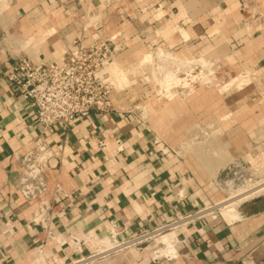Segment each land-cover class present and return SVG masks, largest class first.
I'll return each mask as SVG.
<instances>
[{
    "label": "crops",
    "instance_id": "obj_1",
    "mask_svg": "<svg viewBox=\"0 0 264 264\" xmlns=\"http://www.w3.org/2000/svg\"><path fill=\"white\" fill-rule=\"evenodd\" d=\"M97 37L123 41L121 52L156 47L214 60L238 77L247 72L260 89L248 94L241 114L231 104L235 120L224 124L231 135L221 145L240 150L234 161L264 164V0H0V264L64 263L93 250L76 239H105L114 225L124 228V238L222 197L220 177L208 184V164L217 163L181 155L118 107L114 91L111 111H93L46 134L53 158L44 175L45 198L64 197L68 207L48 226L34 221L37 202L25 200L14 180L21 155L42 127L4 74L24 56L60 63L77 44ZM207 95L185 99H212ZM214 99L225 97L216 91ZM197 111L185 113L187 122ZM170 233L161 241L178 239L176 258L153 260L149 246L95 264H264V210L232 223L208 214Z\"/></svg>",
    "mask_w": 264,
    "mask_h": 264
},
{
    "label": "built area",
    "instance_id": "obj_2",
    "mask_svg": "<svg viewBox=\"0 0 264 264\" xmlns=\"http://www.w3.org/2000/svg\"><path fill=\"white\" fill-rule=\"evenodd\" d=\"M123 47L124 42L115 37H97L88 44H77L60 63L34 62L24 56L18 58L4 74L7 81L30 102L42 127V132L32 138L21 155V168L14 180L25 200L37 202L34 219L37 224L48 226L54 218H62L68 207L62 200L64 197L54 198L52 202L45 198L47 185L44 175L52 166L50 160L53 158L46 134L54 132L58 124L71 125L93 111L109 112L113 109L111 94L115 87L110 81L109 66ZM250 169L253 168L241 162L233 161L230 164V168L220 176L224 196L239 191L243 187L241 181L248 179L255 182ZM233 181L240 182L235 185L236 189L225 188ZM241 194L239 192L237 195ZM221 205L222 202L210 208H198L196 212L179 215L154 227L127 234L124 238L121 237L124 228L114 225L105 239L95 235L76 239V242L91 244L92 251L54 264H95L111 255L132 249L143 250L149 246L153 260L176 258L178 239L172 245H165L162 238L171 231L176 232L205 215L219 211ZM49 237L53 238L51 235Z\"/></svg>",
    "mask_w": 264,
    "mask_h": 264
},
{
    "label": "rangeland",
    "instance_id": "obj_3",
    "mask_svg": "<svg viewBox=\"0 0 264 264\" xmlns=\"http://www.w3.org/2000/svg\"><path fill=\"white\" fill-rule=\"evenodd\" d=\"M145 47L141 49L135 47V49L120 52L109 66L110 81L115 87L113 92L115 91L117 96L116 105L137 116V119L147 128L155 130L159 138L171 145H176L175 148L181 155L186 152L188 157L198 159V162L207 158L208 162L217 163L216 165L208 164L213 171L212 174L211 171L208 172V184L218 183L221 174L230 168L236 154L240 152L237 148L221 145L222 138L231 135L223 132L224 124L235 120V116L231 115L230 109H234L231 104L234 103L241 114L243 111L241 106H246L248 94L255 89L259 91L260 85L254 83L247 72H243L245 75L241 74L242 76L238 77L236 72L222 69L214 60H206L205 57H190L179 52L171 54L165 50H157L156 47L147 49ZM216 91L225 97L223 102L220 99H214ZM199 93L205 96L208 94L207 96L212 99L191 101V104L185 99L189 94ZM231 94L236 96L233 99L234 102L226 100V98L231 99ZM240 94H245L243 99L239 97ZM221 108L229 109V111L219 118L215 116V112ZM189 109L198 110L196 114L193 113L191 122H187L185 117V113L190 112ZM199 110L203 111L202 117L199 116ZM234 134L236 137L242 136V133ZM261 165L264 164L250 169L255 182L248 179L245 182L241 181L243 187L239 191L229 196H224L221 191L222 197L206 205L210 208L222 202L219 211L212 215L232 223L262 212L259 211L260 202L264 203V166ZM200 166L197 164L198 168ZM239 183L233 181L230 183L231 186L225 188L236 189L235 185ZM255 190L260 191L256 192L258 195L254 193L252 197L251 192ZM239 192L242 194L249 192L250 195L246 196L248 200L245 197L240 200V203L236 202L235 210L239 209L240 212L234 211L233 214L237 217L229 221L222 214L224 205L241 196L237 195Z\"/></svg>",
    "mask_w": 264,
    "mask_h": 264
},
{
    "label": "bare ground",
    "instance_id": "obj_4",
    "mask_svg": "<svg viewBox=\"0 0 264 264\" xmlns=\"http://www.w3.org/2000/svg\"><path fill=\"white\" fill-rule=\"evenodd\" d=\"M232 185V184H231ZM229 185V186H231ZM234 185V184H233ZM248 185V184H247ZM246 189V188H245ZM251 189V188H250ZM248 190V189H247ZM250 192V191H249ZM244 193V194H241V196L239 197H236L235 199H233L231 202L227 203L224 205V208H223V211H222V214L224 215V217L227 219V220H232L234 218H236L237 216L234 215V211H238V210H235V207L237 206V201L240 203V200H243V198L245 199V197L247 196V194L249 193ZM255 193V192H254ZM259 193V192H258ZM263 193V192H262ZM257 194V193H256ZM250 195V194H248ZM258 195V194H257ZM256 196V195H254ZM248 197V196H247ZM246 197V200H248ZM252 197H253V194H252ZM250 199V198H249ZM244 204V203H243ZM236 205V206H235ZM240 212V211H238ZM240 215V214H239ZM241 217V216H240ZM243 217V216H242ZM173 233V232H172ZM172 233H169L171 236L173 235Z\"/></svg>",
    "mask_w": 264,
    "mask_h": 264
},
{
    "label": "water",
    "instance_id": "obj_5",
    "mask_svg": "<svg viewBox=\"0 0 264 264\" xmlns=\"http://www.w3.org/2000/svg\"><path fill=\"white\" fill-rule=\"evenodd\" d=\"M263 210H264V203L261 201L260 202L259 211H263Z\"/></svg>",
    "mask_w": 264,
    "mask_h": 264
}]
</instances>
